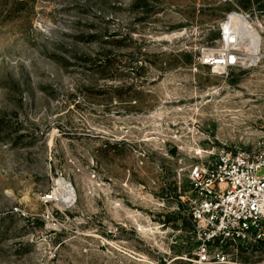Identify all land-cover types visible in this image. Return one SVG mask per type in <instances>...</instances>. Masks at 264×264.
<instances>
[{
	"label": "rangeland",
	"instance_id": "obj_1",
	"mask_svg": "<svg viewBox=\"0 0 264 264\" xmlns=\"http://www.w3.org/2000/svg\"><path fill=\"white\" fill-rule=\"evenodd\" d=\"M244 1L0 0V264H189V166L264 148V0ZM235 15L257 60L213 74L199 49ZM228 251L264 264V241Z\"/></svg>",
	"mask_w": 264,
	"mask_h": 264
},
{
	"label": "built area",
	"instance_id": "obj_2",
	"mask_svg": "<svg viewBox=\"0 0 264 264\" xmlns=\"http://www.w3.org/2000/svg\"><path fill=\"white\" fill-rule=\"evenodd\" d=\"M224 21L218 25L220 47H201L197 56L213 74L242 65L240 46ZM187 179L196 241L189 264H236L227 248L264 241V148L208 153L189 166Z\"/></svg>",
	"mask_w": 264,
	"mask_h": 264
},
{
	"label": "bare ground",
	"instance_id": "obj_3",
	"mask_svg": "<svg viewBox=\"0 0 264 264\" xmlns=\"http://www.w3.org/2000/svg\"><path fill=\"white\" fill-rule=\"evenodd\" d=\"M244 17L245 15L242 14ZM226 26L232 29V36L236 40L237 46H243L246 50L241 56L242 64L255 62L258 57V39L257 30L251 26L241 15H235L231 19L224 21ZM56 187L53 190V197L57 205L62 208L68 207L74 200V191L68 185V181L58 177L55 180Z\"/></svg>",
	"mask_w": 264,
	"mask_h": 264
},
{
	"label": "trees",
	"instance_id": "obj_4",
	"mask_svg": "<svg viewBox=\"0 0 264 264\" xmlns=\"http://www.w3.org/2000/svg\"><path fill=\"white\" fill-rule=\"evenodd\" d=\"M253 1H254V0H253ZM244 3H245L244 0H237V4H238L240 7H244ZM93 63H94V65H95L96 68H101L102 65L105 63V61H102L101 59L97 61V59H94V60H93ZM140 68H142V66H141ZM105 69H106V64H105ZM107 76L111 77L112 75H107ZM114 90H115V89H114ZM191 233H192V235H193V225H192V223H191ZM193 238H194V237H193ZM256 242H257V241H256ZM195 245H196V241L194 240V245H193L191 251L193 250V248L195 247Z\"/></svg>",
	"mask_w": 264,
	"mask_h": 264
},
{
	"label": "water",
	"instance_id": "obj_5",
	"mask_svg": "<svg viewBox=\"0 0 264 264\" xmlns=\"http://www.w3.org/2000/svg\"><path fill=\"white\" fill-rule=\"evenodd\" d=\"M68 185L70 186V188L73 190V188H72V186H71V184H70V182H68ZM74 196V199H75V194L73 195ZM74 201V200H73Z\"/></svg>",
	"mask_w": 264,
	"mask_h": 264
}]
</instances>
